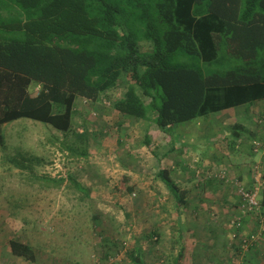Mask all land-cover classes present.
Instances as JSON below:
<instances>
[{
    "label": "trees",
    "instance_id": "trees-1",
    "mask_svg": "<svg viewBox=\"0 0 264 264\" xmlns=\"http://www.w3.org/2000/svg\"><path fill=\"white\" fill-rule=\"evenodd\" d=\"M221 54L236 65L204 76L201 64ZM121 85L122 96L110 102ZM77 100L131 119L154 113L162 130L264 100V0H0V148L2 127L28 119L70 135L64 146L75 153L87 141L73 129ZM158 177L178 215L184 193L167 170ZM74 178L69 182L88 197ZM43 179L56 187L65 182ZM259 204L264 211V190ZM239 208L237 202L228 225L242 254V241L252 236L241 235L245 220L255 216H241ZM237 217L241 227L231 226ZM8 247L36 262L29 245L11 240ZM192 256L183 245L174 264H192ZM141 258L129 255L132 264H144Z\"/></svg>",
    "mask_w": 264,
    "mask_h": 264
},
{
    "label": "rangeland",
    "instance_id": "rangeland-1",
    "mask_svg": "<svg viewBox=\"0 0 264 264\" xmlns=\"http://www.w3.org/2000/svg\"><path fill=\"white\" fill-rule=\"evenodd\" d=\"M146 47V44H140V50L143 49L141 51H145ZM236 62L221 54L216 63L201 64V68L203 75L208 76L226 71L234 67ZM36 90L37 88L32 86L31 94H35ZM123 91L124 86L121 85L110 95L109 101L120 98ZM82 106L83 109L73 120V129L79 134L85 132L87 141L78 142L75 153H70L64 146L72 143L73 138L70 135L57 132L43 123L20 119L2 127L6 149L0 148V264H132L129 259L132 254H140L144 264H171L176 254L174 246L178 243H174L175 235L172 236V233H175L176 227L180 229L179 221H182L173 218L174 202L170 195H166L165 202L159 200L160 190L164 191L166 186L157 185L151 180L150 183L155 186L137 187L132 185L133 181L123 177L128 176L126 171L117 172V175L110 173L106 164L109 163L108 158L113 156L110 151L114 144L111 142L118 136L116 114L111 107L98 105V102L96 106ZM228 113L224 112L223 115ZM212 116L219 118L221 115ZM212 116L177 125L174 130H180L182 134L184 129L193 132L221 130L219 124L212 121ZM234 121L235 119L225 116L223 134L214 136L212 142L209 138L208 145H218L222 151L227 149L229 138L225 140L223 136L227 133L231 135ZM236 124L239 129L240 123ZM260 124L264 129V121H260ZM146 125L148 133L154 135L158 128L154 113L148 115ZM137 129L139 130H134ZM174 130L164 131V135H160L162 137L156 141L162 144L176 142L179 143L177 147L183 148L200 143L196 137L187 141V137L181 138L177 132L171 134ZM103 133L105 135L102 137ZM129 138L127 142L132 141V136ZM156 141L150 144L151 150H154ZM256 141L264 142V131L263 137ZM136 143L134 148L128 143L131 148H127V152L134 156L135 149L140 147L139 143ZM236 144L241 145L242 142H234L233 150H236ZM80 152L85 155H76ZM233 156L234 154L230 158ZM252 158L261 159L256 166L263 172L264 167L261 165H264V155L253 153ZM112 159H115L114 156ZM197 163H191L194 170L197 169ZM102 166L104 169H101ZM222 168H219V171L225 173L227 181H216L227 185L228 188V183L233 184V181H229L232 177L229 175L228 166ZM147 171L149 168H146ZM152 171H156V166ZM133 174L137 178L142 176V173L137 171ZM69 175L75 177L74 182L80 188L88 190V197L83 191H78L72 181L69 182ZM208 175L209 173L206 176ZM44 177L56 181L63 178L65 182L56 187L53 183L44 181ZM235 180L241 184V181ZM195 191L196 194H201L197 188ZM212 195L211 191L207 196L203 193V202L195 204L207 218L201 224L204 232L205 226L210 227V223L215 221L213 217L218 213V217L224 215L218 202L209 201ZM236 197L239 202L237 194ZM223 218L224 221L226 218ZM245 226L246 222L242 229L244 231ZM254 226L257 227L255 224ZM153 234L157 235V238ZM243 236L246 237L245 234ZM169 238L173 247L163 251L161 245H164L163 242L169 243ZM11 240L29 245L36 254V262L30 263L12 256L8 247Z\"/></svg>",
    "mask_w": 264,
    "mask_h": 264
},
{
    "label": "crops",
    "instance_id": "crops-1",
    "mask_svg": "<svg viewBox=\"0 0 264 264\" xmlns=\"http://www.w3.org/2000/svg\"><path fill=\"white\" fill-rule=\"evenodd\" d=\"M82 104L83 100L76 101V111L73 116V120L83 109ZM224 112L229 113L227 115H223ZM115 114L118 136L113 142H111L114 145L111 146L110 151L115 159H112L113 156L108 158L107 161L109 163L106 164V169L108 168L107 170L114 175H117V172L125 173L124 171H126L128 176L123 177L133 181L134 184L132 185L137 187L142 185H150V187L155 186L150 183L151 180L157 185H164L159 179L158 173L161 169H165L170 173L171 179L176 183L178 188L184 193L185 205L180 207L177 215L173 196L169 193L167 188H165L164 191L160 190L161 196L159 200H163L162 202H165L167 199L166 195H170L173 199L172 202H174L173 218L178 221H182H179V224L181 223L180 229L179 227H176L175 233H172V236L175 235L174 243H178L174 246L176 254L174 259L171 261V264H174L175 259L183 245L191 246L193 249L192 264H264V232L263 234H257L259 232V227L254 226V219L256 218H247L245 231L243 230V233H241L242 236L243 234L246 236L250 234L257 236L255 246L247 253L241 254L237 249V246L234 245L232 231L228 225L230 218L235 212V206L237 204V193L235 188L232 183H228L227 188V185L216 181L217 179L206 176L208 173H215L219 170V168L223 169V166H228L230 172L229 175L232 177V180L230 179L229 181L237 179L241 181V184L245 188H253V169L256 165H259L258 163H260L261 159L252 158L253 154L250 151V145L252 141L258 139L259 137H263L264 129L261 127L262 123H259V118L264 117V100H257L250 104H244L242 106L220 112L218 113L221 115L219 118H217L218 116H212V121L219 124V127L221 128L219 131L210 129L206 131L199 130L193 132L186 131L184 129V134H182V131L179 130V132L178 130H174L175 127H177V125H175L164 130L157 128L155 134L151 136L148 133V127L146 125L147 121L131 119L118 113ZM225 116H229L231 119H235V121L231 128V135L230 133H227L223 136L225 140L229 138V142L227 141L226 143L227 149H223L222 151V148L218 145H208V139L211 138L212 142V138L214 136L220 133L223 134ZM238 122L240 123L238 127L239 129L236 127L238 125L236 123ZM135 128H139V130L137 129V131H135ZM171 129L174 130L171 134H175L177 132L181 135V138L187 137L186 140L196 137L200 143H194L195 145L190 148H183L182 143V147H177L179 143L176 142L173 144H170L171 142L162 144V142L156 141L162 137L160 135H164V131ZM133 134L136 136H133ZM104 135L105 133L101 136L103 137ZM130 136H132V141L127 142ZM169 139L171 140V136H169ZM233 140L235 143L236 141L242 142L241 145L236 144V150L238 152L232 149V145L234 144ZM155 141L157 142L156 146L154 150H151L149 146ZM136 142L139 143L140 147H138L139 145L137 146L138 148L136 147L137 150L135 149L134 156L131 152H127V148L130 150L129 144L134 148L137 144ZM147 142L149 143L147 144ZM218 148L219 150H216ZM232 154H234V156L231 159L230 156H232ZM251 159L253 160L250 161ZM194 162H198L197 166L195 165L197 167L195 170L191 165V163ZM123 165L126 167H123ZM130 165L131 167H129ZM155 166L156 171L154 172L152 169ZM261 166L264 167V165ZM146 168H149V171L146 172ZM101 169H104V167L102 166ZM134 171L142 173V176L140 177L141 179L139 177L137 178V176L133 174ZM260 171L262 172L261 169ZM197 182L199 183L196 185ZM229 185H231V187ZM150 187H148V189H150ZM194 187L200 191V195L196 194V188L194 189ZM210 191L213 195L209 201H214L215 203L218 202L224 215H220L218 217V213V215L215 216L216 219L213 217L215 221L210 223V227L205 226L204 232L201 224H203L202 221L206 218V216L201 213L202 209L199 206H195V204L201 201L203 202L201 195L204 193L205 196H207ZM223 216L226 218L224 221ZM170 240L171 239L169 238V243L163 242L164 245H161L163 251L173 247L171 246L172 244L170 243Z\"/></svg>",
    "mask_w": 264,
    "mask_h": 264
},
{
    "label": "built area",
    "instance_id": "built-area-1",
    "mask_svg": "<svg viewBox=\"0 0 264 264\" xmlns=\"http://www.w3.org/2000/svg\"><path fill=\"white\" fill-rule=\"evenodd\" d=\"M107 104V103H104ZM83 105H87V101L83 100ZM88 106V105H87ZM260 123V121H259ZM262 123V122H261ZM250 151L253 154L261 153V156L264 155V142L260 141H252L250 145ZM254 175H253V181H254V186L251 189H246L242 184H239L236 182V180L233 181V186L236 190V193L239 197V202L240 204V214L241 216L245 215H253L255 218L258 219L259 221V228L260 231H264V211H262V208L259 204V196L264 190V179L262 178V172L260 171V167L256 166L254 169ZM210 178H215L219 180H225L227 181L226 175L223 171H216L215 173H209L208 175ZM240 217H237L236 220H232L230 222L231 226L235 227H241V221ZM260 234V233H259ZM233 237V236H232ZM257 236H251L248 240H243L242 241V253L248 252L252 244L256 241Z\"/></svg>",
    "mask_w": 264,
    "mask_h": 264
}]
</instances>
